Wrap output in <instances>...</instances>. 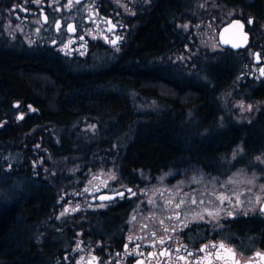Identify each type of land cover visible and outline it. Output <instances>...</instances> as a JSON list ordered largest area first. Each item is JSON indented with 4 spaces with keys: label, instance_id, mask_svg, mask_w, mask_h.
Wrapping results in <instances>:
<instances>
[{
    "label": "flooded vegetation",
    "instance_id": "flooded-vegetation-1",
    "mask_svg": "<svg viewBox=\"0 0 264 264\" xmlns=\"http://www.w3.org/2000/svg\"><path fill=\"white\" fill-rule=\"evenodd\" d=\"M231 21L241 25L246 39L237 49L221 45L218 38L220 29ZM4 22L10 25L8 31L2 26ZM153 25H158L165 40L159 51L152 52L148 69L157 76L162 77L166 70L179 79L190 80L191 85L196 79L208 80L205 65L213 54L195 63L197 68L193 69L168 64L183 44L180 37L184 31L213 32L219 51L229 50L235 55L229 86L215 96L214 107L209 105V109L203 104L197 110L194 104L183 106L178 117L186 119L177 122L188 124L194 137L204 143L227 133L229 126L237 128L241 135L215 147L214 155L204 158L206 164H193L209 176L224 177L226 173L219 171L218 161L232 146L240 143L249 157L264 152V0H0V58L13 61L21 52L25 56L54 54L69 65H91L123 48L128 56L132 55L138 48L137 40ZM229 88L238 93L234 97L243 93L245 99L256 101L252 119L236 123L222 116L220 98ZM147 97L158 101L160 107L155 112L161 114L163 102ZM25 107L35 109L22 98L0 96V113L9 108L22 117L19 110ZM187 112L190 118L185 117ZM197 112H201L200 119ZM3 124L4 120H0V128ZM245 128L253 135L242 134ZM168 172L172 173L171 181L180 175L179 171H126L121 177V171H117L118 185L92 173L90 184L79 180L72 195L61 193L66 220L78 223L61 264H264V197L255 205L243 189H236L233 199L224 192V197L214 194L209 200V190L203 195L185 189L166 203L153 200L154 195L148 198L146 188ZM117 190H123V195L98 200L100 193ZM214 244H224L231 251L218 247L200 251Z\"/></svg>",
    "mask_w": 264,
    "mask_h": 264
},
{
    "label": "trees",
    "instance_id": "trees-1",
    "mask_svg": "<svg viewBox=\"0 0 264 264\" xmlns=\"http://www.w3.org/2000/svg\"><path fill=\"white\" fill-rule=\"evenodd\" d=\"M164 41L158 25H153L137 40L132 55L123 48L99 67L69 65L54 54L25 56L21 52L13 61L0 58V96L22 98L35 108L21 122H15L9 108L0 113L4 120L0 145L21 140L12 167H0V174L6 175L0 181V264H61L63 252L75 238L76 220H54L57 198L65 188L62 177L45 175L43 168L34 166L37 152L48 151L55 160L74 156L81 166L111 159L123 177L126 171L206 164L204 158L214 155L215 147L241 135L229 126L227 133L204 143L194 137L188 124L177 122L186 119L178 117L183 106L214 107L215 96L229 86L234 53L214 52L205 65L208 80L196 79L191 85L190 80L166 70L162 77L148 70L152 52L159 51ZM131 91L158 98L165 109L161 114L135 110ZM84 118L92 119L95 126L81 130ZM44 123L55 127L54 135L44 132ZM242 134L252 136L246 128Z\"/></svg>",
    "mask_w": 264,
    "mask_h": 264
},
{
    "label": "rangeland",
    "instance_id": "rangeland-1",
    "mask_svg": "<svg viewBox=\"0 0 264 264\" xmlns=\"http://www.w3.org/2000/svg\"><path fill=\"white\" fill-rule=\"evenodd\" d=\"M2 26L6 31L9 30L10 25L8 22H4ZM186 28L187 23H184L183 29ZM181 36L180 40H183V44H181L178 51L174 52V55L168 60V62H170L168 64L170 65H179V67L184 70L190 67L193 69L194 66L197 68V64L195 63H200L202 61L201 59H204L207 55H212L214 52L220 50L213 32L207 33V31H197L196 34H194L189 31H184L181 33ZM114 52L115 51L112 52L111 56L118 54L120 51ZM111 56L105 55L101 57L97 60V63H94V66L99 67L104 65ZM236 93L234 88H229L221 94L220 104L222 116L236 123L247 122L255 115L257 103L255 100L245 99L243 93H239L240 96L237 95V97H234ZM129 95L133 107L139 112H155V110L160 107L158 101L153 97H147L134 91H131ZM19 112H21L23 116L19 119L17 117L18 112L14 111L13 118L21 122L23 118L33 111H31L29 107H25L19 110ZM190 116L188 112L185 114L187 118H190ZM81 125V130L87 128L92 129L95 123H93L92 119L84 118ZM42 126H44L43 130L45 133L47 132L50 135L55 134L56 129L52 124L44 123ZM37 127H41V125ZM30 131L28 133H30ZM32 131L35 132V129H32ZM56 140L57 138H55V142L57 143ZM20 141H7L0 145L1 168L10 169V167H12L14 159H16L18 155L15 148H17ZM41 151L40 154L37 152V155H34L32 161L33 165L43 168L41 172L48 176L59 173L62 177L63 185L65 186V188L63 187V192L69 195L73 194L81 180L82 184H90L89 178L92 173L101 175V180L110 179L112 183L117 182V184L120 185V182H118L117 167L111 162V159L101 163L92 161L89 162L88 165L81 166V162L77 161L74 156L68 157L65 155L55 160L48 151ZM33 152L36 154V150ZM218 165L220 167L219 171H221L222 174L226 173V176H209L205 173V170H202L200 166L196 164H190L186 168L165 170L179 171L180 175L174 181L169 180L172 173L168 172L169 174L165 173V175H162L157 182L150 184L146 188L148 191V198H150V195H154L153 200H161L166 203L170 199L174 200L177 193L186 189L189 192L193 190L199 191L200 194L203 193V195L205 190H209L210 194L208 200L210 196L214 194L224 197V192H228V198L233 199V197L237 195L236 189L237 191L243 189V191H247L250 194L249 201L254 200L255 205L262 200L264 197V152L250 157L246 156L241 144L238 143L232 146L227 154L219 158ZM81 171H88L90 174L86 175L85 172H83V174ZM5 176L6 175L3 173L0 174V181H3L2 179ZM57 201L59 202V208L54 216V220L60 222L61 219H66L60 195Z\"/></svg>",
    "mask_w": 264,
    "mask_h": 264
},
{
    "label": "water",
    "instance_id": "water-1",
    "mask_svg": "<svg viewBox=\"0 0 264 264\" xmlns=\"http://www.w3.org/2000/svg\"><path fill=\"white\" fill-rule=\"evenodd\" d=\"M218 38L221 45L229 46L232 49H237L243 46L246 41L241 25L234 21L229 22L220 29ZM18 116L21 117L20 113ZM120 193H124V191L117 190L112 192H102L98 195V200L109 201L117 196H121ZM101 197H106V199H101ZM262 209H264V200L261 203V210Z\"/></svg>",
    "mask_w": 264,
    "mask_h": 264
},
{
    "label": "snow or ice",
    "instance_id": "snow-or-ice-1",
    "mask_svg": "<svg viewBox=\"0 0 264 264\" xmlns=\"http://www.w3.org/2000/svg\"><path fill=\"white\" fill-rule=\"evenodd\" d=\"M248 22L252 23L251 20H249ZM81 39H83V37H81ZM112 43L115 44V41H112ZM261 72H262V74H264V69H262ZM258 159H259V157H258ZM86 191H87V189H86ZM129 191H131V189H129ZM133 194H135V193H133ZM120 195H123V193H120ZM101 199H106V197H101ZM193 203H195V201H193ZM177 207H179V204H177ZM262 210H264V209H262ZM62 215H63V213H62ZM160 242L163 243L164 241L161 240ZM210 247L211 248H217L218 247L219 249H222V250L231 251L230 249H226V246L224 244H219L218 246L215 244L211 245V246L205 245L204 248L200 249V251L203 252L206 249H209ZM161 254L163 255L164 253L162 252ZM209 254L211 255V253H209ZM189 255H192V254L189 253ZM257 255H260V254L258 253ZM181 259H183V257H181ZM236 264H238V262H236Z\"/></svg>",
    "mask_w": 264,
    "mask_h": 264
}]
</instances>
